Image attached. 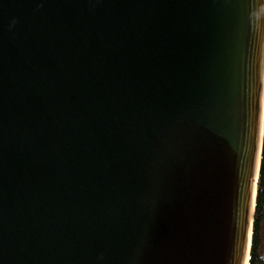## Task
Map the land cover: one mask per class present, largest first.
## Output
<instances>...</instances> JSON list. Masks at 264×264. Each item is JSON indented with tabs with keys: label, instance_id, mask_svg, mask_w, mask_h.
<instances>
[{
	"label": "water",
	"instance_id": "1",
	"mask_svg": "<svg viewBox=\"0 0 264 264\" xmlns=\"http://www.w3.org/2000/svg\"><path fill=\"white\" fill-rule=\"evenodd\" d=\"M263 130L264 0H0V264H248Z\"/></svg>",
	"mask_w": 264,
	"mask_h": 264
},
{
	"label": "trees",
	"instance_id": "2",
	"mask_svg": "<svg viewBox=\"0 0 264 264\" xmlns=\"http://www.w3.org/2000/svg\"><path fill=\"white\" fill-rule=\"evenodd\" d=\"M248 264H264V130Z\"/></svg>",
	"mask_w": 264,
	"mask_h": 264
},
{
	"label": "bare ground",
	"instance_id": "3",
	"mask_svg": "<svg viewBox=\"0 0 264 264\" xmlns=\"http://www.w3.org/2000/svg\"><path fill=\"white\" fill-rule=\"evenodd\" d=\"M261 129H262V126H261ZM257 167V166H256ZM256 178V177H255ZM254 194H253V201H252V208H253V206H254Z\"/></svg>",
	"mask_w": 264,
	"mask_h": 264
}]
</instances>
